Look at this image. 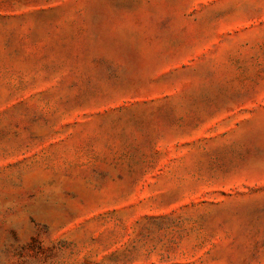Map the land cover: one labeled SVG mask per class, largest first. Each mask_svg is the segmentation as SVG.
<instances>
[{
  "label": "rangeland",
  "instance_id": "374dc122",
  "mask_svg": "<svg viewBox=\"0 0 264 264\" xmlns=\"http://www.w3.org/2000/svg\"><path fill=\"white\" fill-rule=\"evenodd\" d=\"M0 264H264V0H0Z\"/></svg>",
  "mask_w": 264,
  "mask_h": 264
}]
</instances>
